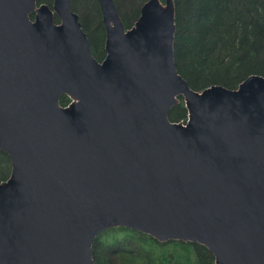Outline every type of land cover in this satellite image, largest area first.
Here are the masks:
<instances>
[{
	"label": "water",
	"instance_id": "95a60500",
	"mask_svg": "<svg viewBox=\"0 0 264 264\" xmlns=\"http://www.w3.org/2000/svg\"><path fill=\"white\" fill-rule=\"evenodd\" d=\"M98 3L102 62L71 0H0V264H95L117 228L264 264V77L196 92L176 69L173 0L128 31ZM180 99L185 124L169 120Z\"/></svg>",
	"mask_w": 264,
	"mask_h": 264
},
{
	"label": "trees",
	"instance_id": "16d2710c",
	"mask_svg": "<svg viewBox=\"0 0 264 264\" xmlns=\"http://www.w3.org/2000/svg\"><path fill=\"white\" fill-rule=\"evenodd\" d=\"M48 4L51 0H37ZM162 2L166 0H161ZM176 7L175 63L190 88L202 92L213 86L236 90L251 76L264 77V0H173ZM80 17L93 57H106V32L98 0H71ZM149 0H115L127 29ZM124 9L126 12H124ZM67 107L68 97L60 98ZM183 99L169 114L185 124ZM11 174V161L0 151V184ZM95 264H215L214 256L198 244L159 243L126 228L107 231L93 246Z\"/></svg>",
	"mask_w": 264,
	"mask_h": 264
},
{
	"label": "flooded vegetation",
	"instance_id": "af4514ba",
	"mask_svg": "<svg viewBox=\"0 0 264 264\" xmlns=\"http://www.w3.org/2000/svg\"><path fill=\"white\" fill-rule=\"evenodd\" d=\"M99 7H100V5H99ZM100 11H101V9H100ZM140 15H141V12H140ZM101 16H102V22H103V15H102V12H101ZM119 16H120V15H119ZM139 17H140V16H139ZM120 18H121V17H120ZM31 19L34 20L33 17H31ZM138 19H139V18H138ZM138 19H137V20H138ZM122 22H123V21H122ZM136 22H137V21H136ZM136 22H135V23H136ZM135 23H134V25H135ZM123 24H124V23H123ZM103 25H104V23H103ZM134 25H133V26H134ZM133 26H132V27H133ZM124 27H125V25H124ZM132 27H130L129 29H127V28L125 27V30L128 31V30H130ZM104 28H105V25H104ZM105 32H106V28H105ZM105 36H106V35H105ZM105 43H106V39H105ZM104 46H105V45H104ZM104 58H105V57H104ZM103 60H104V59H102V61H103ZM102 61H101V62H102Z\"/></svg>",
	"mask_w": 264,
	"mask_h": 264
},
{
	"label": "rangeland",
	"instance_id": "374dc122",
	"mask_svg": "<svg viewBox=\"0 0 264 264\" xmlns=\"http://www.w3.org/2000/svg\"><path fill=\"white\" fill-rule=\"evenodd\" d=\"M114 1H115V0H114ZM44 4H45V3H44ZM52 4H53V0H51V2L48 3L47 5H49L50 8L52 9ZM141 9H142V7H141ZM124 12H126L125 9H124ZM140 12H141V10H140ZM56 23H59V20L57 21V19H56Z\"/></svg>",
	"mask_w": 264,
	"mask_h": 264
}]
</instances>
